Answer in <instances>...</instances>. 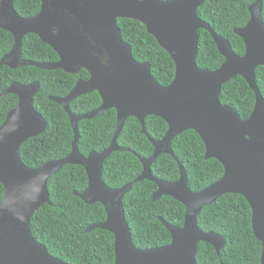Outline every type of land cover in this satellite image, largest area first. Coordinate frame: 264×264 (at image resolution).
<instances>
[{"label": "water", "instance_id": "95a60500", "mask_svg": "<svg viewBox=\"0 0 264 264\" xmlns=\"http://www.w3.org/2000/svg\"><path fill=\"white\" fill-rule=\"evenodd\" d=\"M205 0H42L38 15L23 18L14 9V0L0 2V29L11 33L15 40L12 51L0 60V68L34 66L46 70L61 69L68 74L87 70L89 80L80 79L65 98L50 97L69 115L74 131L71 154L51 161L38 169L28 168L20 159L19 150L29 139L42 134L47 127L43 116L33 106L40 89L13 83L0 95L11 94L19 99L16 109L8 113L0 127V183L5 196L0 203V264H67L49 254L31 232L33 215L49 203L48 182L65 165L85 168L89 184L83 194L74 193L87 204L101 203L107 213L103 223L90 226L87 232L103 229L114 235V264H197L200 242L210 244L218 252L226 239L214 232L198 228L203 208L221 196H243L252 209V228L262 243L261 262L264 264V99L256 85L255 73L264 66V23L261 13L263 0L250 7L251 20L236 29L246 46L243 57L236 55L230 42L219 36L198 16ZM141 22L166 50L175 63L174 81L161 86L152 76L151 65L137 62L130 45L124 42L118 19ZM207 30L215 41L225 63L216 71L197 66L199 30ZM37 35L56 51L59 61L40 64L21 60L22 43L26 36ZM241 76L256 95V105L247 120L239 118L230 107L220 103L224 84ZM97 91L101 106L90 113L73 115L72 101ZM115 109L117 127L111 146L102 153L83 156L78 149V124ZM150 116L163 119L168 132L160 141L149 140L154 154L143 164L142 174L120 189H111L103 181L105 161L117 151V139L126 121L134 117L146 136L145 121ZM195 131L206 147L205 159H216L225 170L224 176L206 189L193 193L188 175L174 155L173 140L186 131ZM163 154L177 162L180 179L169 183L151 174L154 161ZM143 180L155 183L158 191L154 201L169 196L186 207L182 228L162 218L160 222L171 233L169 245L155 249H138L134 245L125 218L123 199L133 186Z\"/></svg>", "mask_w": 264, "mask_h": 264}, {"label": "trees", "instance_id": "16d2710c", "mask_svg": "<svg viewBox=\"0 0 264 264\" xmlns=\"http://www.w3.org/2000/svg\"><path fill=\"white\" fill-rule=\"evenodd\" d=\"M2 0H0L1 2ZM170 1V0H160ZM257 0H205L198 16L219 36L230 42L233 52L243 57L246 53L244 40L236 35L251 20L250 7ZM14 9L23 18L34 17L41 11L42 0H14ZM264 23V0L261 13ZM125 43L132 48L137 62L151 65L154 79L168 87L175 79V63L169 53L147 31L144 24L132 19L117 21ZM199 52L197 66L202 70L216 71L225 63L211 34L199 30ZM11 33L0 29V60L14 48ZM22 61L40 64L55 63L59 56L52 47L35 35L26 36L22 43ZM89 80L90 74L82 70L79 74H68L61 69L46 70L34 66L12 69L0 68V95L13 83L31 85L38 82L40 89L35 95L33 106L47 123L46 130L25 142L19 156L30 169H38L46 163L68 157L75 138L69 115L63 107L50 97L65 98L80 80ZM256 85L264 99V66L255 73ZM220 103L232 108L240 119L247 120L256 105V95L247 81L238 76L223 85ZM19 99L7 95L0 99V127L7 115L16 109ZM102 104L97 91L81 96L70 104L73 115H83L97 110ZM147 135L142 133L138 119L129 118L117 139L119 147L128 151L114 152L106 161L102 178L111 189H120L133 182L143 172V164L137 156L149 159L154 146L149 138L160 141L168 132L167 123L150 116L145 121ZM117 127L115 109L101 115L82 120L78 124L79 152L88 157L92 152L102 153L112 143ZM171 149L188 175V186L198 193L218 182L225 173L223 165L216 159H205L206 147L201 137L193 130L176 137ZM153 177L174 183L180 179L177 162L167 154L160 155L152 164ZM89 179L84 167L65 165L52 175L48 182L49 203L42 206L32 217L31 232L34 239L44 245L49 254L67 264H114V235L103 229L87 232V229L107 219L101 203L87 204L74 193L83 194ZM158 191L155 183L143 180L136 183L123 199L125 218L134 245L138 249H155L169 245L171 233L160 222V218L173 226L182 228L186 218V207L169 196L154 201ZM5 188L0 183V203ZM198 228L214 232L226 239L225 247L217 253L210 244L200 242L196 256L197 264H262V243L255 237L252 228V209L241 195L226 194L201 211Z\"/></svg>", "mask_w": 264, "mask_h": 264}, {"label": "flooded vegetation", "instance_id": "af4514ba", "mask_svg": "<svg viewBox=\"0 0 264 264\" xmlns=\"http://www.w3.org/2000/svg\"><path fill=\"white\" fill-rule=\"evenodd\" d=\"M23 62V61H22ZM20 67V66H19Z\"/></svg>", "mask_w": 264, "mask_h": 264}]
</instances>
